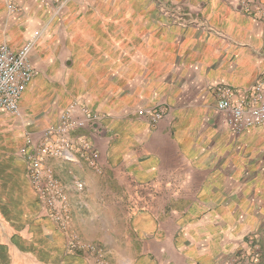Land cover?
<instances>
[{
	"label": "crops",
	"instance_id": "1",
	"mask_svg": "<svg viewBox=\"0 0 264 264\" xmlns=\"http://www.w3.org/2000/svg\"><path fill=\"white\" fill-rule=\"evenodd\" d=\"M36 32L20 112L0 109V264H225L253 246L243 264H264V124L235 134L216 107L264 82V0H0V44ZM74 102L86 126L35 183L41 132Z\"/></svg>",
	"mask_w": 264,
	"mask_h": 264
},
{
	"label": "built area",
	"instance_id": "2",
	"mask_svg": "<svg viewBox=\"0 0 264 264\" xmlns=\"http://www.w3.org/2000/svg\"><path fill=\"white\" fill-rule=\"evenodd\" d=\"M39 35L38 32L18 50L13 51L7 44H0V109L9 111L13 114H19V102L22 93L29 82L35 75V69L31 63V51L34 42ZM219 111L226 116L228 127L235 133L241 134L248 128L264 124V82H257L250 90L245 100L232 102L228 95H223L216 104ZM83 114L88 113L86 107H82L78 102L71 104L65 112L60 116V120L56 125H52L44 129L42 140L37 146L39 155L35 160L32 156L33 167L31 168V176L33 182H37L39 174L37 166L39 159L43 155H55L70 157V143L68 142V134L86 126V120L74 118L77 109ZM160 118V114L152 116V120L156 121ZM82 141V147L89 153V161L91 165L97 168V153L93 147L85 140ZM82 183L78 182L76 187L81 189ZM41 196L51 194L47 190H54L57 195L62 196V191L57 188L54 180L48 182L47 190L39 188ZM52 198H47L48 203L52 204Z\"/></svg>",
	"mask_w": 264,
	"mask_h": 264
},
{
	"label": "rangeland",
	"instance_id": "3",
	"mask_svg": "<svg viewBox=\"0 0 264 264\" xmlns=\"http://www.w3.org/2000/svg\"><path fill=\"white\" fill-rule=\"evenodd\" d=\"M73 104V103H72ZM69 107V106H68ZM144 109H146V113H147V115H149V116H153V115H155V114H160L161 115V113L159 112V111H157L155 108H144ZM67 110V108L63 111V112H65ZM62 112V113H63ZM62 113L60 114V115H62ZM59 120H60V118H59ZM59 122V121H58ZM50 127V126H49ZM46 129V128H45ZM78 130V129H77ZM73 131H75V130H73ZM73 131H71V132H73ZM70 132V133H71ZM69 133V134H70ZM68 134V135H69ZM67 138H68V136H67ZM84 140V139H83ZM68 142L70 143V150H71V146H72V142L69 140V138H68ZM81 143H82V141H81ZM22 153V152H21ZM49 156H55V155H49ZM42 157H44V155L42 156ZM56 157H60V158H65L64 156H56ZM38 161H40V159L38 160ZM48 177H50V176H48ZM17 217V216H16ZM35 215L33 214V213H31V214H29V215H26V216H19V218H20V221H22L23 219H25L26 220V222H28V220H30V219H32L33 221L35 220ZM63 217H64V219H65V215L63 214V213H60V212H55V210L52 212V213H48V214H45V217L44 218H47V219H49V220H52V221H56V222H58L59 224H60V226H61V228L64 226V222H63ZM10 218L12 219V216H10ZM33 232V230H29L28 232H27V230L26 231H23V232H21V231H19V232H16L15 234L17 235V236H15L14 237V240L16 241V242H19L21 245L22 244H24L25 243V240L27 241L28 239H27V237H28V235H30L31 233ZM76 243V244H75ZM67 248H69L70 250L72 249V250H74V251H76V252H78V250H90V251H93V252H95V247H92V246H86V245H81L80 243H77V242H74L73 244H71V245H68L67 246ZM246 251H248V254H244V253H246V252H244V251H240V250H238V251H236V252H232V253H226L225 255H224V257L222 256V258H224L223 260H224V263L225 264H243V263H245V259L247 260V256L249 255V258H250V261H253V262H256L255 260L257 259V260H259V259H261V249H260V247H258V246H253V247H251V248H249V250H246ZM251 256L253 257V259H251ZM244 258V259H243ZM225 260H226V262H225ZM258 262V261H257ZM98 262H96V264H97ZM254 264H258V263H254Z\"/></svg>",
	"mask_w": 264,
	"mask_h": 264
}]
</instances>
